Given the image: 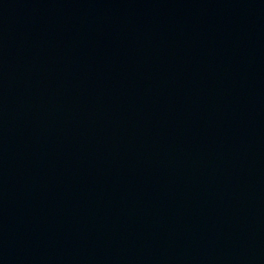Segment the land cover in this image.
<instances>
[{
  "label": "water",
  "instance_id": "95a60500",
  "mask_svg": "<svg viewBox=\"0 0 264 264\" xmlns=\"http://www.w3.org/2000/svg\"><path fill=\"white\" fill-rule=\"evenodd\" d=\"M0 264H264V0H0Z\"/></svg>",
  "mask_w": 264,
  "mask_h": 264
}]
</instances>
